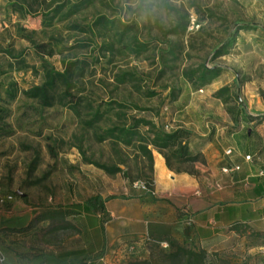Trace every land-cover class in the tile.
Returning <instances> with one entry per match:
<instances>
[{
  "label": "rangeland",
  "instance_id": "rangeland-1",
  "mask_svg": "<svg viewBox=\"0 0 264 264\" xmlns=\"http://www.w3.org/2000/svg\"><path fill=\"white\" fill-rule=\"evenodd\" d=\"M68 66V90L56 79L47 106L28 98ZM0 99V264L64 259L80 247L71 205L119 195L126 171L145 181L135 147L153 136L140 126L131 146L115 145L117 129L264 123V0H0ZM163 153L174 172L202 165ZM262 246L241 229L205 263L264 264ZM170 251L152 245L141 260L186 264Z\"/></svg>",
  "mask_w": 264,
  "mask_h": 264
},
{
  "label": "crops",
  "instance_id": "crops-1",
  "mask_svg": "<svg viewBox=\"0 0 264 264\" xmlns=\"http://www.w3.org/2000/svg\"><path fill=\"white\" fill-rule=\"evenodd\" d=\"M250 125L190 130V151L204 161L196 174L169 170L153 152L151 191L127 184L117 196L96 193L71 205L80 247L64 259L29 264H108L122 247L135 243L144 244L139 259L149 246L171 241L194 242L208 253L241 229L264 236V123Z\"/></svg>",
  "mask_w": 264,
  "mask_h": 264
},
{
  "label": "trees",
  "instance_id": "trees-1",
  "mask_svg": "<svg viewBox=\"0 0 264 264\" xmlns=\"http://www.w3.org/2000/svg\"><path fill=\"white\" fill-rule=\"evenodd\" d=\"M44 69L47 68V65L45 64L43 66ZM69 72H70V66L66 67L63 73L55 72L53 69L47 70L45 73L46 81L43 83L40 87H34L30 89L26 95L28 98L31 99H39L41 100L44 105L47 106V101L49 99L48 92L51 90L55 85L56 79H62L63 83L66 85L67 90L70 87L69 84ZM200 79H203V75H200ZM209 83V82H208ZM206 83V84H208ZM9 100H14V95L11 92L6 93ZM2 99H0V102ZM122 106V105H119ZM102 117V114L100 113V110L95 112L94 117L92 121L89 123V125H92L93 123L99 121V119ZM144 127L147 129L146 135H152L153 139L150 140L147 137H141L139 141H137V147L135 149L142 155V158L146 160L147 163V171L148 173L145 174L144 178V186L151 190L153 186V157H152V151L149 148H152V150H155L157 153H159L165 160L166 166L169 170L173 171L170 164L169 157L166 156L163 151L169 150L171 153V156L176 158L177 161L180 163H187V164H194V163H200L203 164V158L200 153H191L190 151V140H191V133L185 129H176L171 133H165L162 128L159 126H156L150 121H146L143 119H137L133 121L132 125L126 127V128H119L117 129L118 133V139H112L115 145H118L119 143L124 144L125 146H131V140L137 136V129L139 127ZM114 130H110L107 132V134L111 135ZM1 134V131H0ZM120 138L122 141H120ZM111 139V138H110ZM101 141H104V139H101ZM120 165H124L125 163L123 161H120ZM121 172L119 169L115 170H109V173H119ZM175 173H182V172H175ZM187 173V172H184ZM125 178L130 182L132 185L135 181L138 180H132L129 177V174L127 171L123 173ZM193 174V173H188ZM186 243H179L176 241L170 242V248L171 251L167 254H164L166 259L169 261L177 262L180 261L182 258H185L186 264H191L193 262L194 264H206L205 263V257H206V251L203 249H200L199 251H195L192 249H188L185 247ZM160 246V245H159ZM126 264H151L149 261H142L141 259H130L126 261Z\"/></svg>",
  "mask_w": 264,
  "mask_h": 264
},
{
  "label": "built area",
  "instance_id": "built-area-1",
  "mask_svg": "<svg viewBox=\"0 0 264 264\" xmlns=\"http://www.w3.org/2000/svg\"><path fill=\"white\" fill-rule=\"evenodd\" d=\"M232 153L231 149H228L225 152L226 156H230ZM250 156L245 157V161H249L250 160ZM236 170H238V168H235ZM135 186H139L143 189H145L146 191H151L149 189H147L143 183H135ZM142 245L144 244H130V245H125L124 247H122L119 251H117L114 254V261L115 264H124L126 261L130 260V259H139V251L142 247ZM160 247L163 250H166L168 248V245L166 244H161ZM259 254H260V258L262 259V261H264V246L259 248ZM103 261V260H101ZM105 264V263H104ZM107 264V263H106Z\"/></svg>",
  "mask_w": 264,
  "mask_h": 264
}]
</instances>
